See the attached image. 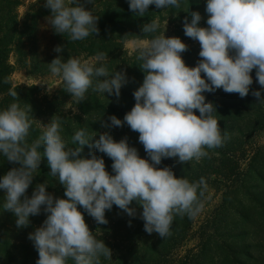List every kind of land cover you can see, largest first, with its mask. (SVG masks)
Wrapping results in <instances>:
<instances>
[{"label":"clouds","instance_id":"9594fccd","mask_svg":"<svg viewBox=\"0 0 264 264\" xmlns=\"http://www.w3.org/2000/svg\"><path fill=\"white\" fill-rule=\"evenodd\" d=\"M127 3L131 12L144 16L149 6L180 9L184 0ZM84 4H94V0H84L83 4L80 0H44L51 13L47 24L56 34H67L71 41L98 34V17ZM205 13L207 27L200 26L199 12L189 13L190 22L187 16L183 20L185 36L200 45L196 66L185 64L181 54L187 45L178 37L161 34L138 45L137 59L144 79L133 93L135 105L123 120L112 115L107 122L101 121V127L109 130L126 124L139 133L138 142L147 158L129 146L127 137L117 142L109 131L90 134L80 128L71 138L75 147H69L61 135V121L55 116L41 125V136L29 143L33 123L29 109L18 103L0 109V156L19 165L0 176V191L4 193L0 207L14 214L18 228L29 226L30 217L46 214L43 224L28 236L38 252L36 264H68L69 260L101 264V257L111 259V250L89 230L78 207L97 224H107L105 213L113 206L136 218L137 209L130 207L135 202L142 209L139 218L144 231L161 238L170 235L176 215L199 214L204 178L190 182L177 178L171 168L158 166L169 158L183 164L199 161L208 155V149L223 145L225 136L214 115L216 106L206 102L204 93L222 89L245 98L255 69L260 90L251 91V95L264 104V0H205ZM159 28L158 20H151L141 27V33H157ZM54 51L62 53L64 48L58 46ZM105 60L103 52L92 62L58 56L49 69L77 103L85 99L90 88L118 99L127 76L124 71L110 73ZM9 94L17 97L15 91ZM97 135L99 138L94 139ZM85 146L95 149L89 152L90 158L82 156ZM96 153L113 161L111 174ZM43 158L49 175L65 189L66 199L49 193L46 181L36 184L31 196L27 195Z\"/></svg>","mask_w":264,"mask_h":264},{"label":"trees","instance_id":"16d2710c","mask_svg":"<svg viewBox=\"0 0 264 264\" xmlns=\"http://www.w3.org/2000/svg\"><path fill=\"white\" fill-rule=\"evenodd\" d=\"M22 1L25 0H0V109H6L12 103H18L21 107L29 109V116L33 118V123L30 129L28 142L31 143L37 140L42 134L41 125L48 124L54 116L61 121V135L65 141L68 142L69 147H75V145L71 144V138L75 131L80 128H86L90 134L92 132L97 133L98 125L95 119L102 114L107 113L110 116L114 114L118 119L123 120L125 114L134 107L135 100L133 93L141 86L144 79V73L136 66L137 63L132 61L131 58L126 57L127 53L123 48V43L130 39L148 38V34L141 33V27L153 19V6H149L144 16H139L129 10L127 0H94V4H84L86 10H92L94 15L98 17L97 27L99 32L83 41H71L67 34H56L51 29L50 25H48L49 31L46 35L38 32L40 29L39 21L51 15L50 10L43 4L44 0H37L34 7H39V9L31 13V15L26 16L23 20H20L17 15V8ZM201 1L202 0H188V7L182 15V20L187 16L190 22L189 13L194 11L199 12L202 16L200 26L207 27L206 20L208 17L207 15H203L205 9L203 5H200ZM80 2L83 4L84 0H80ZM176 36L180 38L182 42L191 39L186 37L183 32V21L178 28ZM58 46L64 48L62 53H56L54 51ZM195 48V50L187 49V51H185L189 53L185 63H191L193 61L197 63L200 59V57L197 56L200 51V45ZM191 51H195V53ZM100 52H103L106 56L104 64L107 66L110 73L115 71H124L126 73L127 83L121 88L120 97L117 99L115 96H109L108 94L103 95L90 88L83 101L77 103L73 99V103L70 104V106L76 109V114L65 112L66 104H68V100L72 97L67 93L64 82L59 77H55L51 74L49 64H51L54 59L58 58V56H62L64 60H67L69 57L94 59L97 53ZM11 54L16 58L17 65L23 68L33 79H54L60 81L61 85L59 90L52 96H40L39 87H13L10 82V76L15 71V68L9 64V56ZM96 66H99V63H97ZM251 76L253 78V84L250 86V92L260 90L256 82L254 71H252ZM137 80L138 86L135 84ZM10 91H15L17 97L13 98L9 94ZM204 95L206 97V102L210 101L216 106L217 112L214 114L215 118L218 120L221 129L226 131L227 134L232 132V128L239 123L238 120L240 119L246 121V129L250 133H255L264 124V113L261 114L262 112L259 110L254 111L255 109H253V107H244L247 113H243L237 111L235 109L236 105L234 104L229 107L225 106L224 102L227 97H229L232 102H237L235 101L237 97L234 93H225L221 89L214 93H204ZM195 114L199 115L198 111ZM119 129H125V132L131 136V139H128L129 146L137 149L136 140L138 139L139 133L130 130L126 124ZM210 150L213 151L214 149ZM40 151L42 152L43 150L41 149ZM90 151L94 152V149H89L85 146L82 156L90 158ZM216 154L221 156L219 153ZM220 163V167H215L214 165L209 166L207 169L209 170L208 173L217 174L221 177H231L234 176V174H237L236 177L240 176L239 170L237 171L239 158L228 156L224 162ZM224 165L227 169L222 167ZM13 167H19V165L12 164L4 157L0 156V176L6 174L7 171ZM106 170L111 174L110 167H107ZM49 173L50 168L47 165V160L43 158L40 169L33 179V184L27 191L29 197L36 184L46 181L49 184L47 188L49 193L53 194L56 198L66 199L64 196L65 189L63 187H56V185L60 183L57 182L55 177L49 175ZM232 183H235L234 180H232ZM241 183L243 185L239 186L238 193L244 190L246 182L241 181ZM3 197L4 193L0 191V205L3 203ZM136 206L138 205L135 202L130 205V207L133 208ZM126 216H128L126 213L116 206H113L112 210L106 211L105 213V218L108 223L104 225L106 227L109 226L110 230L101 232L92 230V233L97 239L104 242L106 247L111 250V253L115 251V249L118 250L114 243H112L115 238L111 234L113 232L117 233L118 218L123 219V217ZM192 218L193 217L185 215V219L181 221L180 227L176 232L172 233L166 257L173 247L178 246L186 239V232H188V227L190 226ZM247 218L249 217H246L244 213L241 220L248 221L249 219ZM45 219L46 214L42 212L41 215L30 217L29 226L18 228L14 214L10 211H4L3 208L0 207V264H35L38 252L35 250L32 243L29 242L30 240H28L27 235L29 229L40 225ZM133 220L135 221L136 218L130 217V222ZM140 223L141 222L136 224L137 227L134 230H132L133 225H131V227L127 228L125 231H118L121 232V234L124 233L127 238L126 247L120 251L121 254L119 258L114 260L118 261V264H126L128 259L133 256L135 242L139 243L140 240L145 238L143 237L144 233L132 236V232L137 231ZM204 236L206 235H201L203 239ZM145 241L144 239V242ZM207 246H210L209 242H205L198 250L195 249L196 254L188 252L185 258L174 259L166 264H204L205 257L211 255ZM113 257L111 256V258ZM230 257L237 258L235 254L230 255ZM134 258L135 257H133V261H143L141 257ZM150 258V254L144 256L145 261H151ZM100 259L101 264L106 261H112L104 257ZM157 260L155 264H164V262H159V258ZM216 260V264H219L220 258L217 257ZM223 261L224 259L221 262ZM68 264H74V262L69 260Z\"/></svg>","mask_w":264,"mask_h":264},{"label":"rangeland","instance_id":"374dc122","mask_svg":"<svg viewBox=\"0 0 264 264\" xmlns=\"http://www.w3.org/2000/svg\"><path fill=\"white\" fill-rule=\"evenodd\" d=\"M44 2V1H43ZM37 0H25L22 1L17 8V15L20 20H23L26 16L37 11L39 7H34ZM44 4V3H43ZM42 4V5H43ZM200 5H203L205 9V0H202ZM188 7V0H184L180 9H156L153 6L152 13L153 19L158 20L160 28L157 33L148 34V38L130 39L123 43V48L127 53V58H131L136 62V66L140 68V61L137 59L138 51L137 46L146 43L156 35L164 34L166 38L177 37L178 28L182 23V15ZM203 15H207L205 12ZM39 33L46 35L48 33L47 19L39 21ZM187 45V49L195 50L198 47V41L189 39L183 42ZM195 53V51H191ZM188 52L182 53V59L184 62L187 59ZM198 56V54H197ZM81 61L92 62L94 59L80 58ZM9 64L15 68V71L10 76V82L13 87H30L36 86L40 89V96H52L55 94L61 85L60 81L54 79L41 80L33 79L27 72L20 68L16 63V58L13 54L9 56ZM189 67H195L196 63H185ZM142 71V70H141ZM255 73V69L253 70ZM129 82V81H128ZM138 86V80L135 82ZM260 89V85L258 84ZM237 99L232 102L229 97L225 99V106L236 105L235 109L239 112L247 113L244 107H253L254 111L259 110L264 113V104H259L257 99L251 95L245 98H240L236 94ZM229 98V99H228ZM73 98L68 100L66 104L65 112H73L72 106ZM234 113V112H233ZM114 115V114H113ZM107 113L102 114L95 119L98 125V134L105 131H109L114 140L119 142L121 139L127 137L131 139V136L125 132V129L112 128L106 129L101 127V121H108ZM238 120L239 123L232 128V132L227 134L222 130L225 136V141L221 147L214 150L208 149V155L199 161L192 160L185 164L177 162V159L169 158L162 160L159 168L169 167L174 172L177 178H186L190 182L199 181L201 178L205 180V187L202 188L203 196L199 197L200 203L203 205L198 215L191 219L190 226L186 239L182 241L178 246L173 247L166 257L167 250H169V241L172 238V233L176 232L180 227L181 221H184L185 215H176L170 230V235L161 238L158 234H147L142 227L143 221L139 218V214L142 209L138 206L136 220L130 222V217L126 216L123 219H119L117 222V233L113 232L111 235L115 238L114 245L118 248L112 251V261H106L103 264L114 263L118 264V261H114L119 258L120 251L126 247L127 238L124 233L118 231H125L132 226L134 230L139 222L137 231L132 232L133 235L144 233L142 240L139 243L135 242L133 248V256L128 259L126 264H155L159 258V262H170L174 259H183L187 256V253L196 254V250L202 247L206 242H209L210 246H207L211 255H207L204 259V264H216V258H220L219 264H264V124L255 133L247 131V125L245 120ZM241 121V122H240ZM97 135L94 139H98ZM137 150L141 158H147L143 149V145L136 140ZM95 152V149H94ZM242 152V153H241ZM219 153L221 156L217 155ZM97 156L105 160V166L110 167L113 161L107 156L101 153H96ZM228 156H235L239 158L237 164V171L239 170L240 176L234 174L231 177H221L217 174L208 173V167L214 165L220 167L221 163L226 160ZM225 157V158H224ZM219 160V161H218ZM225 169L227 167L222 166ZM213 175V176H210ZM226 175V174H225ZM236 177V178H235ZM226 178V179H225ZM234 180L235 183H232ZM241 181L246 182L244 190L238 193L239 186L243 185ZM58 182V180H57ZM56 187H63L61 184H57ZM230 188V189H229ZM231 190V191H230ZM224 194V196H223ZM78 210L84 215L85 223L88 225L91 232H101L110 230V227H106L104 224H97L95 220L88 216L86 212ZM245 213L246 217H249L248 221L241 220V217ZM130 222V223H129ZM134 222V223H133ZM43 223L29 229V233H33ZM93 230V231H92ZM201 235H206L201 237ZM144 239L146 240L144 242ZM29 240V239H28ZM32 243V241H29ZM33 245V243H32ZM151 255V261H145L144 256ZM235 254L237 258L230 257ZM133 257L142 258L143 261H133ZM215 257V258H214ZM38 256L35 259L38 260ZM134 258V259H135ZM190 259V258H189ZM224 259L223 262H221Z\"/></svg>","mask_w":264,"mask_h":264}]
</instances>
